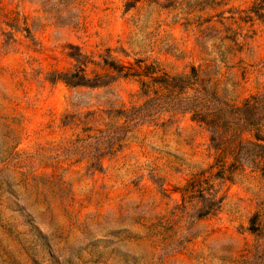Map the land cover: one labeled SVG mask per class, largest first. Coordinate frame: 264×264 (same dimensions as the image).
Instances as JSON below:
<instances>
[{"label": "rangeland", "instance_id": "rangeland-1", "mask_svg": "<svg viewBox=\"0 0 264 264\" xmlns=\"http://www.w3.org/2000/svg\"><path fill=\"white\" fill-rule=\"evenodd\" d=\"M260 95L264 0H0V264H264Z\"/></svg>", "mask_w": 264, "mask_h": 264}, {"label": "trees", "instance_id": "trees-1", "mask_svg": "<svg viewBox=\"0 0 264 264\" xmlns=\"http://www.w3.org/2000/svg\"><path fill=\"white\" fill-rule=\"evenodd\" d=\"M69 49H70L69 56L76 62L75 70L71 72H62V73L54 72L51 74V79H52L51 81H55L59 79L70 87H92V88L106 86L110 83L111 77L113 76H105V77L96 76L94 78L88 77L83 69L86 56L80 52L77 46L71 45ZM236 112L245 116V120L246 117L251 114V116L256 117L255 118L257 120L256 123L258 124V126H260L262 121H264V95L252 97L251 100L246 101L243 107L237 108ZM211 203L212 204H210V206L205 205L198 210L200 217H206L211 213L213 209L212 208L213 203L215 202L212 201Z\"/></svg>", "mask_w": 264, "mask_h": 264}]
</instances>
